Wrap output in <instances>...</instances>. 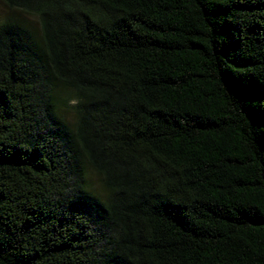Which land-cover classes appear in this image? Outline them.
<instances>
[{
	"label": "trees",
	"instance_id": "16d2710c",
	"mask_svg": "<svg viewBox=\"0 0 264 264\" xmlns=\"http://www.w3.org/2000/svg\"><path fill=\"white\" fill-rule=\"evenodd\" d=\"M0 2V264H264V0Z\"/></svg>",
	"mask_w": 264,
	"mask_h": 264
},
{
	"label": "rangeland",
	"instance_id": "374dc122",
	"mask_svg": "<svg viewBox=\"0 0 264 264\" xmlns=\"http://www.w3.org/2000/svg\"><path fill=\"white\" fill-rule=\"evenodd\" d=\"M17 19L22 21L29 27L33 28L34 30L38 31V22L34 17L24 15L19 11H11L8 10L1 2H0V23L6 21L7 19ZM73 107V104H71ZM73 109H68L66 112V119L70 124H74V114ZM87 183L89 186V191L91 194L98 198H104V193L102 190L100 179L95 175L92 171H89L87 174Z\"/></svg>",
	"mask_w": 264,
	"mask_h": 264
}]
</instances>
